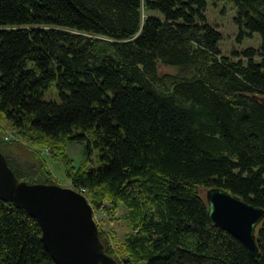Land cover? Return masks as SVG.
Returning a JSON list of instances; mask_svg holds the SVG:
<instances>
[{"label":"trees","instance_id":"1","mask_svg":"<svg viewBox=\"0 0 264 264\" xmlns=\"http://www.w3.org/2000/svg\"><path fill=\"white\" fill-rule=\"evenodd\" d=\"M224 1L260 50L224 56L206 0H0V152L20 181L59 185L45 157L11 158L5 134L51 148L94 210L123 206L119 248L99 229L117 264H264V219L254 256L200 192L264 209V0ZM70 142L86 143L79 166ZM0 264H56L37 220L1 200Z\"/></svg>","mask_w":264,"mask_h":264},{"label":"water","instance_id":"2","mask_svg":"<svg viewBox=\"0 0 264 264\" xmlns=\"http://www.w3.org/2000/svg\"><path fill=\"white\" fill-rule=\"evenodd\" d=\"M0 200L37 220L44 247L56 264H117L100 243L94 210L84 194L59 185L20 181L1 152ZM206 201L211 222L257 255L256 232L264 209L221 188L207 190Z\"/></svg>","mask_w":264,"mask_h":264},{"label":"rangeland","instance_id":"3","mask_svg":"<svg viewBox=\"0 0 264 264\" xmlns=\"http://www.w3.org/2000/svg\"><path fill=\"white\" fill-rule=\"evenodd\" d=\"M206 18L210 25L215 26L223 35L220 43V50L224 56H231L234 52H242L252 48L260 50L262 38L258 33L252 36L240 38V29L235 23L237 8L233 4H229L224 0H206ZM160 74H174L175 69L160 65ZM47 102H60L61 99L57 93L56 85H54L44 97ZM14 141L9 151L11 158L19 160L22 163H30L33 159V153H37L41 158L45 157L47 168L52 173L55 180L61 187L72 188V182L65 175V165L63 160L54 161L51 155V148L43 151L29 147L26 142L13 134L6 132L5 141ZM18 142V144H16ZM65 154L74 161L75 166H79L87 156L86 143L70 142L65 148ZM97 152H94L92 158L95 159ZM201 196L206 199V190L202 189ZM94 210V209H93ZM126 209L121 206L118 210H114L111 203H107L102 208L94 210V219L110 240L115 248H119L123 243L124 236L131 232V228L125 219ZM141 264H147L142 262Z\"/></svg>","mask_w":264,"mask_h":264}]
</instances>
